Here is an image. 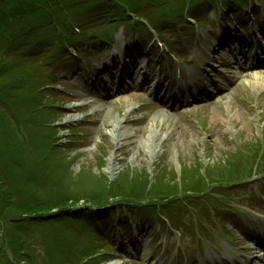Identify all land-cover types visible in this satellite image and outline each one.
<instances>
[{"label": "rangeland", "instance_id": "374dc122", "mask_svg": "<svg viewBox=\"0 0 264 264\" xmlns=\"http://www.w3.org/2000/svg\"><path fill=\"white\" fill-rule=\"evenodd\" d=\"M20 1L0 5L7 14ZM118 1L41 0L31 11L20 7L25 16L0 28V107L9 97L6 109L15 117L0 109V144L18 157V167L11 164L17 187H0V196H24L30 209L42 205L26 218L0 205V264H252L259 251L249 240H264V68L259 86L243 74L264 39V0H240L247 6L241 28L228 8H204L209 0H136L154 25L161 20L160 6L183 22L163 29L175 54L164 42L141 41L146 35L140 28L132 31L135 38L122 25L114 29L127 13ZM94 6L99 8L89 9ZM112 11L114 17L106 16ZM107 28L120 43L97 45L101 52L93 53L88 45L97 38L90 35L109 34ZM238 38L248 44L241 69L237 49H231ZM228 44L231 52L224 50ZM224 60L232 67L221 65ZM217 69L231 70L224 78ZM200 85L204 94L191 93ZM155 86L184 96L152 98ZM151 124L158 132L153 153L145 143ZM112 132H122L119 140ZM199 173L208 177L202 194L189 192L181 201L170 196ZM151 187L170 197L149 198ZM126 193L146 199L121 200ZM66 199L71 209L64 214L78 220L59 216L65 207H50ZM133 201L144 203L143 210L123 214L138 219L137 229L115 241L93 240V220L83 214ZM93 214L97 227L113 229L105 211ZM93 244L100 248L95 255L83 252ZM121 244L141 251L121 252Z\"/></svg>", "mask_w": 264, "mask_h": 264}, {"label": "trees", "instance_id": "16d2710c", "mask_svg": "<svg viewBox=\"0 0 264 264\" xmlns=\"http://www.w3.org/2000/svg\"><path fill=\"white\" fill-rule=\"evenodd\" d=\"M16 1H18V0H16ZM40 1L41 0H23V1L21 0L20 1L21 3L18 2L15 5L16 8H14L13 10H11L7 14L4 13V12H6L8 8L1 7V5H0V12H3L4 13V14H0V28L1 27H4V25L7 24V23H9V21H15V20L20 19V18H22V17L25 16V15H23V14H21V13L18 12V9L20 7L26 9L27 6H28V7H30L29 10L31 11L37 5L41 4V3H37V2H40ZM223 1L233 2L232 0H223ZM205 3H211V4H213L212 3V0L205 1ZM118 4L124 10H130V11H134V12H139V14L149 15V13L148 14L145 13V12H147V11H144L146 9L142 10L141 5L140 4L139 5L136 4V0H119L118 1ZM110 5H111V3H110ZM163 6H166V5H163ZM92 8H99V6H94V7H91L89 9H92ZM117 8H119V7L117 6L116 9ZM161 8H162V6H160V8H159V10L161 11V14H162V15H160L161 16V20L158 21V25H154V26L159 27L163 23H166V22L169 23V24H171V25H175V24L178 25V23L176 22L177 19L176 20H173L172 19V16H169ZM124 10H120V12L121 13H124ZM115 12L116 11L109 12V14L106 15V16L112 18V17H114ZM99 13H100V11H97V12L94 13V15H98ZM123 20H125L126 22H129L130 21V19L127 18V17H124ZM157 27H155V28L157 29ZM12 85H14V84H12ZM0 89H1V86H0ZM0 95H3V93L1 91H0ZM4 100H6V103H5V105H2V107H0L1 111L4 114H6L7 115L6 117H8L10 120H11V118L15 119V117H12L13 116V113H9V111L6 109V108H9L11 106L9 104V102L11 101V99L9 97H6V99H4ZM26 111L27 112L30 111L31 113H33V111L32 110H29V109L28 110L26 109ZM10 116H11V118H10ZM0 118H2V114L1 113H0ZM2 120H4V118ZM6 156H9V158H7ZM258 162H260V161H256V164L257 165H258ZM11 164L14 165V166H16L15 168H17L18 167V157H15V156L13 157L11 155L10 148L9 147L7 148L3 144H0V187H3L5 189L6 188H10V187H15V188L17 187V180L14 179L13 175L11 174ZM183 175L184 174H182V176ZM199 175H200V178L201 179L200 178L199 179H192L190 181L187 180L186 182H184V184H183L182 187H180L178 189L176 187L175 194H172L170 196H175V198L181 200V199H185L184 196H186L189 192H196V193L201 192L202 189L204 188V186L206 185V182L208 181V177L207 176L205 177V175L203 176L202 173H199ZM203 178H204V180H203ZM28 186H32V189L30 190V192L32 194H34V192L36 193L35 189H33V187H35V184L29 183ZM36 188L38 190H41L40 187L37 186V185H36ZM167 190L168 189H165V192ZM203 192H201V193H203ZM148 193H149L148 196L151 199H161V198L167 199V198L170 197L169 195H166L167 193L164 194V190H162V188L161 189H156V188L151 187V189H150V191ZM20 194L21 193H19V195ZM141 197H143V196L136 195V194L135 195L134 194H127L126 193L124 195H121V198L120 199L121 200H127L128 198L141 199V200L146 199L145 196L143 198H141ZM20 198H23L24 201L14 200V198L13 199H7V198H4V197H1L0 196V205H1V207L3 209L4 208L5 209H8L9 211H11L14 214L16 213L18 215H23V216H25V218L27 216H29L33 211H35V209H37L38 207L42 206V205L35 206V208H33V209L32 208L31 209L30 208H26V207H24V205H28L27 204L28 203V201H27L28 199L24 198V196H19V197L15 198V199H20ZM98 203L101 204L103 202H98ZM67 205H68V200L66 199L65 201H63V202H61L59 204H54V206L50 205V207L51 208H56V207L58 208L60 206L65 207L63 210H61V214L59 216L62 215L64 217L73 218V219L78 220L77 218H75L76 215H70V214L67 215V214H64V212H67V211H69L71 209ZM51 208L50 209H46V207L44 206L42 209H46L48 211V210H51ZM2 211H4V210H2ZM45 215H48L50 217H51V215L56 216V214H53V213H51V214L50 213H45ZM45 215L38 216V218H41V217L42 218H46V217H48V216H45ZM16 217H17V215L13 218L14 219L13 221L16 220ZM52 218L53 217H51V219ZM93 240H96L95 234H94ZM12 246H14L13 245V241H12ZM15 246H17V245L15 244ZM93 250H95V252L93 253L95 255L96 252H98L100 250V248L98 247V244H93L90 248L87 247L86 249H83V252L84 253H88V252H93ZM99 254H101V253H99ZM74 255L76 256V253ZM65 259H66V261H68L67 257H65ZM85 261H87V259H85ZM74 264H82V262L77 263L75 261Z\"/></svg>", "mask_w": 264, "mask_h": 264}, {"label": "bare ground", "instance_id": "6f19581e", "mask_svg": "<svg viewBox=\"0 0 264 264\" xmlns=\"http://www.w3.org/2000/svg\"><path fill=\"white\" fill-rule=\"evenodd\" d=\"M261 49H263V47H261ZM261 79H262V76H261V74L259 72H251L249 74H246L245 81H247L250 84L253 83L256 86H259L260 84L263 83V82H261ZM131 107H132V105L129 106L128 109H130ZM165 118H166V116H165ZM159 119L162 120L163 118L161 117ZM118 121H119V119H118ZM118 121L115 123L116 128L119 127V125H118L119 122ZM154 127L155 126H153V124H151L150 126L147 127L148 139L146 140L145 143H146V147L148 148V151L150 153L155 152L156 138L158 137L157 129H155ZM121 133L118 134L116 132H112L113 138L119 140L118 138L120 137ZM259 255H261V254H259ZM259 255H254V257L252 258L253 262L255 264H264L263 260L261 259V257Z\"/></svg>", "mask_w": 264, "mask_h": 264}]
</instances>
